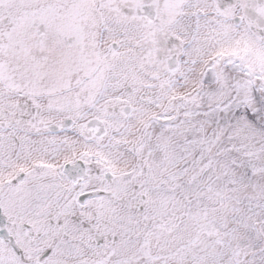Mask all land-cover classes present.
<instances>
[{
  "label": "snow or ice",
  "instance_id": "obj_1",
  "mask_svg": "<svg viewBox=\"0 0 264 264\" xmlns=\"http://www.w3.org/2000/svg\"><path fill=\"white\" fill-rule=\"evenodd\" d=\"M0 264H264V0H0Z\"/></svg>",
  "mask_w": 264,
  "mask_h": 264
}]
</instances>
